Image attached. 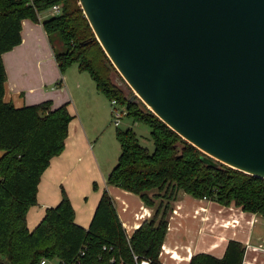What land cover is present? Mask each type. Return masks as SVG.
I'll use <instances>...</instances> for the list:
<instances>
[{
    "label": "trees",
    "instance_id": "16d2710c",
    "mask_svg": "<svg viewBox=\"0 0 264 264\" xmlns=\"http://www.w3.org/2000/svg\"><path fill=\"white\" fill-rule=\"evenodd\" d=\"M55 4L60 13L42 19V26L50 40L55 36L62 44L60 51L54 49L59 70L76 63L79 70L90 74L97 91L109 100L116 99L133 121L150 127L152 152L140 144L131 129H115L120 154L106 183L138 194L148 206L155 198L169 202L183 192L222 205L233 203L264 217V179L215 160V164L205 162L202 151L141 101L122 96L111 78L116 69L95 38L78 0H0V264H39L54 257L60 264H130L132 252L156 260L166 234L169 204L160 203L153 217L144 219L127 240L106 190L87 228L75 223L74 209L63 190L61 200L45 209L39 223L31 230L27 226V212L37 202L40 177L50 160L64 150L73 115L67 102L55 108L48 100L22 107L5 102L2 54L21 42L23 19L36 21L38 13ZM243 257L244 246L231 239L221 257L196 253L189 264H242Z\"/></svg>",
    "mask_w": 264,
    "mask_h": 264
},
{
    "label": "water",
    "instance_id": "95a60500",
    "mask_svg": "<svg viewBox=\"0 0 264 264\" xmlns=\"http://www.w3.org/2000/svg\"><path fill=\"white\" fill-rule=\"evenodd\" d=\"M78 2L114 68L161 121L205 162L264 179V0Z\"/></svg>",
    "mask_w": 264,
    "mask_h": 264
},
{
    "label": "crops",
    "instance_id": "0c3cea01",
    "mask_svg": "<svg viewBox=\"0 0 264 264\" xmlns=\"http://www.w3.org/2000/svg\"><path fill=\"white\" fill-rule=\"evenodd\" d=\"M42 19L44 18L42 17L36 21L29 18L23 19L20 30L21 42L2 54L6 74L3 99L5 102L12 103L15 107L48 100L51 102V108H55L65 102L68 104L70 102L69 98L64 99L68 90L54 57L55 46L42 26ZM67 108L69 111L68 105ZM70 114L73 115V119L69 122L64 150L50 160L48 167L42 173L37 188V202L28 209L26 221L30 230L42 219L46 208L55 206L61 200L62 190L69 198L74 209L75 223L84 228H87L90 224L100 199L99 193H94L91 200H88L89 198L85 196V193H82L84 192L83 187L88 189L90 183L96 181L94 175H89L90 168H83V161L88 158L86 152H88L89 139L74 119L75 115L71 112ZM83 175H88L85 180L82 178ZM103 183L104 190L108 192L112 199L123 228L128 234H131L137 228V225L141 223V221L135 219V213L140 210L141 206L148 209L150 207L142 201L138 194L108 185L105 179ZM179 193L175 199L178 201L175 202H177L176 206H179L180 209L182 207L181 210L179 209L180 212H188L189 214L200 206L208 207V253H213L222 248L221 255L216 256L221 257L227 242L232 239L241 242L244 246L242 264H252V262L264 264V251H254L246 247L247 242L250 246L264 243L263 216L244 211L233 203L222 205L210 199H198L197 202L190 194ZM122 216L131 218V220H123ZM176 216H179V212ZM254 217L256 221L251 223L250 220ZM186 218L189 223L191 218ZM234 219L239 221L234 227L221 226L224 222L232 223L231 221ZM186 220L185 224H188ZM185 224L182 225L185 226ZM194 226L196 225L194 224ZM176 230H180V227L176 226L174 222L172 231ZM187 230L190 231L191 228L184 227L182 233L188 232ZM168 232L169 230H167L166 235ZM220 237H225V240H221ZM165 240L164 237L162 243L164 248L168 246L169 249H174L177 252L176 245L171 248ZM184 246L192 251L191 245L186 244ZM185 253L186 256H179L187 257L186 250ZM191 254L193 255V252ZM183 260L188 261L189 264L190 259ZM44 264H46V261ZM58 264H60V261Z\"/></svg>",
    "mask_w": 264,
    "mask_h": 264
},
{
    "label": "rangeland",
    "instance_id": "374dc122",
    "mask_svg": "<svg viewBox=\"0 0 264 264\" xmlns=\"http://www.w3.org/2000/svg\"><path fill=\"white\" fill-rule=\"evenodd\" d=\"M49 13L50 12H44L42 17H48ZM51 41L55 46V50L60 51L62 49V44L58 38L52 36ZM61 76L64 80L63 82L66 85V89L68 90L64 99L69 98L70 100L68 104L69 111L75 115L74 119L76 120L77 124L81 126V128L84 130L85 136L89 139L88 152H86L88 158L84 159L83 168H90L89 175H94L96 182L90 183L88 189H84L83 187L84 192L82 193H85V196L89 198L88 200H91L92 196H94V193H99L101 196L102 192L104 191L103 180H106L107 174L117 163L120 154V146L116 137L115 129H131L137 135L140 144L146 147L149 152H152L154 146L152 137L150 135V127L145 123L133 121L132 117L130 116H125L121 120L120 124L115 126L113 122L114 119L111 114L109 99H107L105 95L101 94L95 89V84L90 74L87 71L79 70L76 63L67 65L65 69L61 71ZM111 78L112 81L122 91V96L131 100L141 101L136 95H134L135 93L119 75L117 70L115 73H111ZM87 176L83 175L82 178L85 180ZM154 191L155 190L150 191V194H153ZM175 199L168 202L167 199L161 197L155 198L154 204L149 206L150 216L146 217L145 219H151L153 217L156 208L160 203L162 205L168 203L169 206L167 208L165 218L167 225L170 224V228L168 234H165V242L169 243L171 248L176 245V251L178 255L181 256H186L185 250L187 247L184 246L186 244L191 245V252H193V254L202 252L208 253V207H205V209L201 206L198 208L195 206L197 209L194 208V212L192 211L188 214V212H180L182 207L180 209L179 206H176L177 202L175 201L178 200ZM193 199L198 202L199 198L193 197ZM37 206L39 207V205ZM174 209L175 213L173 214ZM161 210L158 213L156 219H159L161 216ZM178 212L179 216H176ZM125 217L126 216H122L123 220H131V218ZM186 217L191 218L189 223L186 220ZM143 220L144 219H140L139 221L142 222ZM185 220L188 224H185ZM174 222L176 226L180 227V230L172 231ZM182 224H185V226ZM194 224L197 226V228L194 226ZM186 226L191 228L190 231L187 230L188 232H186L188 236L186 233H182V229ZM167 248L169 247L167 246ZM221 253L222 248H219L215 252L209 254L217 256L221 255ZM165 257V260L168 264H188V261L186 260L172 261L167 256ZM58 260L59 259L57 257L46 259V264H58Z\"/></svg>",
    "mask_w": 264,
    "mask_h": 264
},
{
    "label": "built area",
    "instance_id": "2783aa9c",
    "mask_svg": "<svg viewBox=\"0 0 264 264\" xmlns=\"http://www.w3.org/2000/svg\"><path fill=\"white\" fill-rule=\"evenodd\" d=\"M44 12H50L48 14V16L53 15V14H59L60 13V6L58 4H55V5H52L50 8H48L47 10L38 13L37 14L38 19L42 18V14ZM109 103H110V107H111V114H112V117L114 119V121H113L114 125L118 126L120 124L121 120L125 116H127V111L121 104H119V102L116 99L109 100ZM202 199H206V198L203 197ZM174 213H175V209L173 210V214ZM148 216H150L149 209L145 206H141L140 211L138 213H135V219L136 220L145 219ZM255 221H256L255 217L251 218V220H250L251 223H253ZM238 223H239V221L237 219H234V220H232V223L224 222L221 224V226L228 227L227 224H230V225H232L231 227H234ZM138 226H139V224L137 225V227ZM169 228H170V224L167 225V230H169ZM125 233H126L127 240H129L131 234H128L126 231H125ZM220 239L225 240V237H220ZM246 247L251 248L254 251H264V243H261L257 246H250L249 243L247 242ZM102 249L105 250L106 246L103 245ZM186 252H187V257L178 256L177 258H175L174 254H173V250H171L169 248L168 249L164 248V244H162L160 247V250L158 252L156 260H153L150 257L137 255V254L132 252L130 264H168L167 261L165 260V258H166L165 256H167L172 261H182L183 259L189 260L192 256L190 248L187 247ZM112 261H113V259H112ZM44 263H45L44 259H42L39 262V264H44ZM119 264H121V263H119Z\"/></svg>",
    "mask_w": 264,
    "mask_h": 264
},
{
    "label": "bare ground",
    "instance_id": "6f19581e",
    "mask_svg": "<svg viewBox=\"0 0 264 264\" xmlns=\"http://www.w3.org/2000/svg\"><path fill=\"white\" fill-rule=\"evenodd\" d=\"M232 222V221H231ZM228 226H231L230 224H227ZM216 245V244H215ZM173 254H174V257L177 258L179 255L177 252L173 251ZM252 264H257V263H254L252 262Z\"/></svg>",
    "mask_w": 264,
    "mask_h": 264
}]
</instances>
